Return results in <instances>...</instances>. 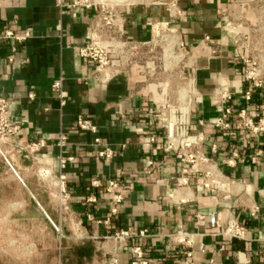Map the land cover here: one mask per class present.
<instances>
[{"label":"crops","instance_id":"1","mask_svg":"<svg viewBox=\"0 0 264 264\" xmlns=\"http://www.w3.org/2000/svg\"><path fill=\"white\" fill-rule=\"evenodd\" d=\"M123 2V32L128 39L149 41L156 23L171 21L180 30L191 53V119L203 121L204 150L235 181L231 192L178 185L185 163L161 150L159 129L144 117L145 111L154 113L164 103L165 85L152 82L141 67L107 85L94 79L85 83L93 63L79 49L90 42L93 10L61 14L54 0H0V35L6 28L33 35L24 43L0 38V93L10 100V115L25 123L21 141L45 139L49 146L43 149L41 162L57 170L59 132H67L64 154L75 157L66 171L67 185L87 236L129 227L146 230L149 236L132 244L145 245L161 264H179L184 246L175 242V236L182 232L193 237L194 264H264V134L246 139L241 130L215 126L223 116L235 120L242 108L248 116L264 117V85L247 101L245 92L251 82L244 78V61L235 56L236 50L247 54L238 40H264V0H175L178 10L173 18L165 5L148 0ZM254 54L258 53L252 50ZM12 55L14 63L9 64ZM61 74L68 103L60 112L51 84ZM224 86L232 95L230 101L219 96ZM30 92L34 100L29 99ZM229 106L233 113L226 116ZM80 113L93 119L102 139L118 149L113 161L96 159L91 136L68 127ZM122 143L127 144L125 151L119 149ZM118 169L126 198L118 214L111 215V195L92 187L90 181L98 178L106 183ZM91 196L96 202L87 201ZM254 207L256 216L251 215ZM88 214L102 222L87 219ZM230 216L247 227L246 240L223 234ZM90 240L93 260L104 257L106 263L118 251L119 264H133L129 248L120 249L112 240Z\"/></svg>","mask_w":264,"mask_h":264},{"label":"built area","instance_id":"2","mask_svg":"<svg viewBox=\"0 0 264 264\" xmlns=\"http://www.w3.org/2000/svg\"><path fill=\"white\" fill-rule=\"evenodd\" d=\"M61 14L79 10H93L91 23L90 42L87 46L79 49V54L89 59L93 63V70L83 78L85 83L94 79L107 85L119 77H129L135 67H141L148 78L157 85H165V101L156 108L154 113L144 112L145 116L153 121V126L160 131L163 139L161 150L165 154H174L180 157L185 163L177 179L179 186L189 183L202 187L204 190L218 194L231 192L235 181L226 175L209 157L204 145L206 134L200 128L203 121H192L190 109L192 104V93L188 81L189 61L191 53L183 41L178 28L172 27V22L156 23L153 25L154 34L149 41H134L128 39L123 32V0H54ZM153 4L168 6L171 17L176 15L178 10L175 0H148ZM33 37L32 33L24 30L21 34L16 33L11 28H6L0 38L14 40L24 43ZM206 40H210L206 37ZM166 44L161 52H154L156 44ZM237 44L243 46L247 54L242 56L238 50L235 51L236 58H240L245 63L244 78L251 82L249 89L245 92L247 101H251L253 92L264 85V40L257 41L240 39ZM148 49L149 55L142 53ZM254 50L257 55L251 56ZM162 53V54H161ZM28 60L25 61L27 63ZM163 63L157 66L156 63ZM8 63H14L13 55L8 58ZM174 70L168 77H162L161 72ZM158 69V70H157ZM171 72V71H170ZM164 76V75H163ZM65 77L59 75L51 84V91L59 102L61 112L68 103V92L64 87ZM219 96L223 101H230L232 95L226 86L222 87ZM35 94L30 92L29 99L34 100ZM10 100L0 93V153L17 155L18 157L29 158L34 165H37L38 175L51 182L54 187V197L58 199L59 210L67 214L70 220H78L76 223L79 238H92L94 240H112L120 249L129 248L132 255L133 264H161V261L152 256L148 248L143 244H132V240L148 237L146 230H135L124 228L114 232H108L104 236L89 237L83 230V220L72 206L73 192L67 185V168L71 162L75 161L74 156H66L64 150L68 146V134L62 129L59 132L57 146L59 153L56 157L57 170L42 163L43 149L49 145L45 139L38 141L22 142L20 132L25 123L23 120L10 115ZM232 108L229 106L225 110L226 116H231ZM216 127L223 130L235 128L241 130L243 137L250 139L264 134V117L248 116L247 110L242 108L236 113L235 120L228 121L225 116L220 117ZM82 135L91 136V152L96 159L106 163L113 161L118 155V149L104 141L99 135L98 126L93 119L80 113L75 120L68 125ZM150 140L156 137H150ZM120 150H126L127 144L122 143ZM213 152L216 147L213 146ZM255 161V158H253ZM231 163V161H228ZM156 164H159L158 162ZM122 171L115 173V177L103 183L98 178H92L90 185L100 188L103 192L111 195V215H117L119 207L126 198V193L121 191ZM88 202H96V198L91 196ZM258 208L251 209V215L256 216ZM87 219L101 223L91 214ZM104 222L108 223L109 218ZM247 227L236 217L230 216L223 225V234L229 238L247 239ZM175 242L184 246L179 264H194V254L192 251L193 237L187 233L178 232ZM108 264H119V252L117 251L109 260Z\"/></svg>","mask_w":264,"mask_h":264},{"label":"rangeland","instance_id":"3","mask_svg":"<svg viewBox=\"0 0 264 264\" xmlns=\"http://www.w3.org/2000/svg\"><path fill=\"white\" fill-rule=\"evenodd\" d=\"M164 47L158 43L153 50ZM171 68L162 77L173 74ZM54 193L31 159L0 153V264H108L104 257L93 260L92 241L78 237V220L60 212ZM83 244L91 245L90 257L77 251Z\"/></svg>","mask_w":264,"mask_h":264},{"label":"trees","instance_id":"4","mask_svg":"<svg viewBox=\"0 0 264 264\" xmlns=\"http://www.w3.org/2000/svg\"><path fill=\"white\" fill-rule=\"evenodd\" d=\"M77 251L79 252L81 257H82V255H86V256L90 257L92 254V247H91V245H84L82 247H79L77 249Z\"/></svg>","mask_w":264,"mask_h":264}]
</instances>
